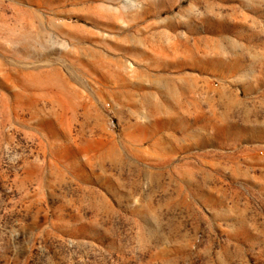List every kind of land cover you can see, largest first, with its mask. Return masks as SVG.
I'll use <instances>...</instances> for the list:
<instances>
[{"label": "rangeland", "instance_id": "rangeland-1", "mask_svg": "<svg viewBox=\"0 0 264 264\" xmlns=\"http://www.w3.org/2000/svg\"><path fill=\"white\" fill-rule=\"evenodd\" d=\"M0 264H264V0H0Z\"/></svg>", "mask_w": 264, "mask_h": 264}]
</instances>
